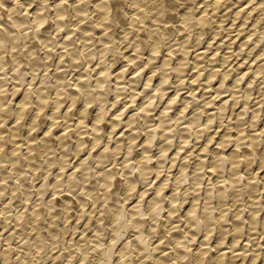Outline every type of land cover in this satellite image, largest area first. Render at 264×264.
<instances>
[{"label":"bare ground","instance_id":"bare-ground-1","mask_svg":"<svg viewBox=\"0 0 264 264\" xmlns=\"http://www.w3.org/2000/svg\"><path fill=\"white\" fill-rule=\"evenodd\" d=\"M19 1L21 0H12V1L6 0V2L5 0H0V60H1L0 65H1V69L4 72V73L1 72L2 74L0 75V173L2 174V179L4 182L7 181V179H9L14 174L18 176V179L16 180H20V182H22V179L25 178L22 175L24 174L26 176L25 170H28L27 167H29L30 170H33L32 171V173L34 172L33 176H36L35 173L38 172L41 173L40 171L42 169L41 168L42 166H40V163L42 160H44V158L39 162L40 156L38 158L36 154L39 155L40 152L38 153L35 152V150H37V146L39 145L38 148L39 147L41 148V153L44 152L45 154L46 166L48 168V170L45 169V171L47 170L48 173H50L52 170L54 171L53 168L56 167L54 163L57 164V167L55 169L58 170V173L56 174V178L53 183L54 189L62 186L64 188V186H66L65 187L66 190L68 192L69 191L72 192L73 189L74 190L76 189V186H80L78 190L79 189L81 190L82 197L83 196L85 197V195L87 199L89 198L88 196H91L90 199L94 197L95 199L94 198L93 199L95 200V203H98L100 201V204H98L100 205V208H97L99 210H96L98 211L97 214H99L98 217H93L94 215L93 213L96 214L95 207L94 209H91V207H89V209H91L90 211L88 210L89 212H86L87 210H85L84 208V210L81 211L80 213L81 214L80 217L78 216V218L83 219L85 213L90 214L89 216H87L84 223L82 224L85 225L84 228L85 230L88 227H91L93 224H95L93 230L91 229L94 233L87 234L89 237H91V239L89 240L90 242H88L91 244H88L87 242L84 244L83 241L89 239L86 238L87 236L86 237L84 236V238H80L78 240L77 243L81 244V245L79 244V249L81 250L80 258L78 257L79 256L78 254H77L78 256L76 255V251L72 249L70 254H67L69 255L68 260L70 264H73V259L75 255L79 258V259L76 258L79 261V264H90L87 262L89 261L87 260L88 259L87 256L89 255V253H92L91 251H93V253L94 252L96 253V258H95L96 263L94 262L95 264H130V263L188 264V261L190 259H188L187 262L186 259L188 258L189 255H192L194 257L195 264H264V248H261V246L264 245V242L261 241L262 238L260 239V237L264 235V173L262 175V171L264 172V42H263L264 38L262 41V37H264V24H260V19L262 21L264 18H260L259 16L258 19L253 21V24L255 25L252 27L251 31L245 34L244 36H239L241 32L244 30V28L247 27V23L250 22L249 19L252 20L251 16L253 15V13H256L253 11H255L257 8L258 10L260 8L264 10V0H247V2H249L250 4L252 3L251 5L246 3L248 6H244V3L242 4L240 3L244 0H238V1L236 0V2L234 0H233L234 2L232 0L231 1L204 0L203 4L204 3L206 4L205 5L201 4L198 7L199 9L198 12L194 11L196 5L194 8L192 7V5L195 2L194 3L192 2L191 3L192 5H190V3L188 5L187 3L190 2L188 0H127V4H131L129 6L130 8L133 9L135 8L134 9L135 11L138 9L140 10V11L138 10V12H132L129 18L124 17L127 11V8L123 6L125 0L124 2H121V0H54L52 3H50L52 4V8L50 7L51 9H49L48 6L47 12L45 11L47 7L46 2L49 3L50 0L49 1L25 0L22 1L24 6L18 5ZM85 1L86 2L88 1V3H84ZM227 1L233 2L234 4L238 2L239 4L232 9V12L234 13V16L236 18L235 20L237 19L239 20L241 16L244 18L242 19V24H241V27L243 29L240 28L239 33H237L236 35H231V37L229 36L230 39L229 38L228 39L230 41L228 42L229 46L227 47L231 49V47L235 44L236 36L241 37L238 45L239 48H237L239 52L236 54L240 56L242 53L244 54L246 50L247 54L245 55V57H243L244 61L239 62L240 66L237 68L238 72H236L233 75V77L230 78V76L233 73V71L231 73L232 68L230 67L231 69L230 68L226 69L224 68V66L232 58L231 56L235 51L233 52L231 50L232 52L229 51L231 52L230 55L228 53V55L223 56L224 64L223 63L221 64L224 65L222 66L224 69L222 70L220 68L221 65H217L220 64L219 62H217L219 56L218 58L215 56L218 53H220V50L218 53L215 52L214 55H210L212 57L208 59L211 61V64L207 65L205 63L207 66L204 65L205 61L203 62V60L200 58H202L203 53L206 54L208 53V51L206 52V50L205 51L202 50L200 53L197 52V55L194 57L195 65L193 67L197 68V71H195L191 75V77L188 79L189 81L186 80L187 75L185 74V72H188L186 71V69L188 68L187 66L189 62L191 63L192 61V60L190 61L189 59V54L191 53L190 51L192 50L189 48V46L191 45V44L189 45V41L191 39L193 32L192 27L194 26L198 27L196 29H198L199 32L196 34L197 37L195 42L196 43L195 45H197L196 48H198V46H201L200 43L202 41V36L206 34V31L209 32V30L206 29V25H208V22H210L211 18L213 19V20L211 19L212 22L214 21V18L217 16V14L215 15L214 12L217 10L219 11V9L221 10L222 4L224 5L223 6L224 8L226 6L224 3ZM93 2L95 4V6L92 5L93 7H95L93 11L97 12V13L95 12V14H97V17L96 19L93 18L94 19L93 21L91 19V22L89 21L87 22V20L88 19L90 20L91 18L90 14H93L92 11L90 12L91 5L89 3H93ZM173 2L187 4V5L183 4L186 6V8L185 9H183L184 7L182 8L184 11L183 13H181L180 16L181 18L179 17L182 22L179 23V25L177 24V27L179 28V31H182L186 28L187 30L189 29V31L188 33H186L187 35L184 36V39L180 43H178L180 45L178 47H176L175 43L170 44V42L172 41L171 36H173L172 28H174L172 26L175 25V24L174 25L171 24H173L172 21L173 22L176 21L173 19V17H175V15L173 16V13H175L174 11L176 9L180 8V7L176 8V6H179V4L174 5L175 3ZM34 3L35 6L33 7L34 10L32 12V16H29L31 14H29L28 16H26V14L24 15L21 14V12L24 9L30 12L32 10V9L30 10V7H32ZM127 4H125V6ZM143 7L144 9H142ZM2 8L5 9V11L7 8V11L9 12L3 19H2L3 13L6 14L7 11L5 12L4 10H2ZM133 9L132 11H134ZM228 11H230V8ZM211 12L213 15L210 14ZM232 12L230 11L229 13ZM224 13L226 15V12ZM69 15H71L72 17L75 16L77 20L75 22L69 23L70 19L67 18V16L69 17ZM148 15L152 16V20L151 19L149 20ZM224 17L225 16L222 15L218 19H215V22H212L213 24L217 23V25H215L216 27L215 36L213 35L214 39L221 32H224L218 30V28H223L224 24L225 26L227 24L225 23V18L228 17L225 18ZM49 19H53L54 22L52 20L53 23L50 26L44 27ZM147 19L151 22L147 21ZM50 23L51 21L49 22V24ZM146 24H149L148 27H146L147 26ZM156 24H159L158 27H156L157 26ZM245 24L246 26H244ZM117 25H121L122 27H124L125 25L131 26L129 27L130 29L129 28L123 29L124 30L123 32L125 33L123 36L121 35L122 37L120 36L123 43L126 42V45L127 43L130 44L129 46L131 47L132 53H129L128 55H127L128 52L125 53L126 50L124 48H128L129 50L130 47L124 45V47L122 46L123 48L122 47L120 48L121 46L120 44L122 42L119 40L121 43L118 41L120 44L119 43L117 44L116 32L115 30L110 29L113 27L115 28V26ZM143 25H146L144 28L147 29L144 30L143 28V30L146 32L142 31L141 29ZM52 27L54 28V31L57 32L55 33L59 38L60 37L62 38V35H64L62 34L63 28L67 29L64 30L66 31L65 40L64 41L62 40L63 41L62 43L60 42L61 44H63V48H65V51L63 52L61 50L62 53L59 55V57H57L59 58L60 61L57 63L58 64L57 66L55 63L56 66L55 72H50L49 70L52 68L50 66L53 64V63L50 64V62H54L55 60L50 61L48 63L49 61L48 58L54 52V51L53 52L50 51V49L54 50L55 47L53 46L56 45L55 44L56 41L54 40L51 34L53 31ZM208 27L209 26H207V28ZM50 28L52 29V31L50 30ZM132 28L135 31L134 32L135 35L133 36L129 35L132 34V32L128 31L131 30ZM30 29L32 31H30ZM175 29L176 28H174V31ZM78 31L80 32L81 34L80 36L83 39V40L81 39L79 40L83 42L82 45H80L79 47L73 48L76 44L75 43L76 37L73 35H75L74 33L75 32L77 33ZM94 31L96 32L98 31V34L101 33L100 34L101 36L99 37L98 35L99 38H95ZM91 32L94 33L93 36ZM210 32H212V30H210ZM258 32L261 33L260 36L261 39L255 40L253 36ZM56 34H54V37ZM242 34H244V32H242ZM70 36L71 39L75 37L73 38V40L75 39L74 42L73 40L70 39ZM80 36L77 38H80ZM257 36H259V34ZM35 37H37L40 40V42L42 41V44H44L45 48L47 49L54 44L52 46L53 48L51 47L50 49H48L47 52L44 50V52H46V57L43 59H48V61L47 62L44 61L46 65L43 66H46V70H49L50 73L48 72L42 76L40 84L38 83L39 85L34 84L36 83L34 81L37 80L36 79L37 74H39L37 70L39 69L40 66L39 65L40 56L37 57L35 54L37 53L38 55L41 54L40 52H37L36 49L37 40L35 41L36 44L33 42ZM21 39L25 41L26 48L28 47L26 49L27 51L25 53L26 55L25 59L23 58V56L21 57V55L23 54L22 52H20L22 53L21 55L18 54L21 46L23 47V44L20 45V42L22 41ZM127 39H129L128 42ZM19 40L21 41L19 42ZM165 40L169 41L170 46L169 48H167L169 52L164 54L165 56L162 60L163 62L160 65H157L156 61H158L157 58L159 57V53L162 51V49L166 47L163 46V43L167 42ZM226 40L221 39L219 41L220 47H218V49H220L221 46H223ZM72 42L74 43V46H71L73 45ZM193 43L194 42H192V44ZM42 44L41 47L43 46ZM215 44L218 43L216 42ZM195 45H194V49H195ZM38 46L40 45L38 44ZM42 49L41 51H43ZM123 50H125L124 51V53L126 54L125 61L127 63L122 65L119 69L115 67L116 69H118V71L114 73L112 68H114V65L118 61V55L122 53L120 51ZM198 50L199 49H197V51ZM5 51L8 53L11 51L12 52L11 56H15V58L14 59L12 58V60L11 58L10 59L7 58L8 56L6 57ZM8 53L7 55H9ZM253 53L255 54L252 56ZM17 54L19 55V57H17ZM65 54L67 55L66 57L67 64H71V66L74 68H78L79 66L82 67V64L79 63V60L81 58H83L85 60V63L88 64L87 65L88 68L83 67L85 68V70L83 71L81 69L83 72L79 73L77 77L75 76L76 78L73 77L74 79L73 82L72 80L68 81L65 78L67 74L64 75L62 73L63 71H65L62 70L65 66L61 69L62 72L60 71V68L63 66L60 64L61 59L64 60L63 58L64 56H66ZM146 54H147V59H142L143 58L142 56L143 55L145 56ZM53 55L51 57H53ZM215 61L217 62V64L215 63ZM131 63L132 64L134 63L133 65L137 66V67L135 66L136 67L135 69H132L130 73H134V74L128 79L129 81H127L131 83L129 84L130 85L129 88L131 87L132 93L129 97L127 95L128 98L126 102L122 103L119 98L121 95L124 96L126 92L124 81L128 71V67L132 68L131 66H129L131 65ZM7 64L13 65L12 68L10 67L13 73L9 75L12 77L10 78L15 82V84H13L14 82L12 83L14 85L12 89L6 87V85L8 84V83L6 84V82L9 81V79L7 78L9 72L6 70ZM23 64L24 66L29 65L30 67L28 68H31L32 72H30L31 75H29L31 76V81L29 82L30 86L29 87L27 86L25 89L22 90L21 88L22 84L24 85V82L26 80H29V79L25 80L24 68L26 69L27 67L26 66L22 67ZM9 65L7 67H9ZM245 65L246 67H243ZM205 66L206 67L209 66L211 68L209 71H207V73L205 72L206 74L204 75L202 71L205 68ZM217 66L220 67L218 68ZM234 68L233 70H236V68L235 69ZM251 68H253V70H250ZM95 69H96V73H95L96 77H93L92 71H94ZM145 70L147 71L144 72ZM249 70L251 72H249ZM51 75L55 79L54 85L52 87L55 90L54 92L55 94H53L55 96H52L51 92L49 91V88L51 89L52 85L50 86L49 84L50 87H48V79L50 78ZM112 75L116 78L114 79L115 80L114 82L111 77ZM140 75L142 77L144 76V78H142ZM248 75L249 77H247ZM92 77L95 80H93ZM172 77H175V79L174 80L172 79L173 81L170 82ZM203 79L205 81V88L216 85L215 87L216 94L214 95V98L212 97L210 98V95L208 98L205 97V102H203V104L200 106L197 105L199 96L195 84L197 82L198 83L203 82ZM259 80L260 82L258 83L257 81ZM111 82L115 84V87L112 85ZM9 83L11 82L9 81ZM226 84H228V86ZM170 85L174 87L175 92L168 95L169 97L163 101L166 94L168 93L167 90L169 88H172ZM187 85H190L191 92L189 94L187 93L186 96H183L179 100L181 94L180 92L184 90V88L186 89ZM112 87L114 88L112 89ZM231 89H233V93L230 95L232 96L230 99L227 96L226 98L223 97L221 98V95H223V93L225 94V92H228ZM8 90H11L10 95L11 97H13L11 98L13 100H16L17 94L20 92V90H22L19 93L20 100L16 102L17 107L15 108V112H13L14 108L12 109V111H10V107L15 106L14 105L15 103H13V101L10 102L13 103V105L12 106L10 105V107H8L9 105L7 99L8 95L6 96V92ZM113 90L116 96L110 102L109 100L110 98L108 96L110 92ZM144 92L145 95L142 97L141 101L138 102L137 101L139 99L138 96L142 95L141 93ZM257 92L259 94L258 96H256ZM254 94H255L254 99L256 100L252 102ZM206 95L207 94H205V96ZM200 97H202V95H200ZM218 97H220L221 99L219 98L220 100L216 103L215 101ZM51 99L52 101L54 100V104H52L50 108L52 111L50 112L48 109V114L45 112V115L49 116V119L51 118L52 122L51 124L49 123L50 126H48L46 128V131H44L43 137H39V134L36 135L35 133H37V130L41 131V129L38 128L39 126H41L40 125L41 123H43L42 125H45L47 123V122L44 123L43 118L45 119L48 118H46L45 115L41 117V114L43 111H45L44 109L50 107V104L52 103ZM157 99L159 101H157ZM119 100L124 105H122V108H116L114 112L111 113L112 111L111 109H113V107L115 108V105L119 103ZM66 101H68V104H66L65 106L64 103ZM78 102L79 105L78 107L76 106L77 108L76 116H78L77 117L78 119L77 122H75V124L77 123L78 126L81 125V127L83 126L82 124L84 125L87 124V126L88 127L90 126V128L86 127L88 129L82 130L80 126H79L80 128L76 126L77 130H69L70 128H68L67 130V127L70 125H68L67 127L65 126V128L62 130L63 133L58 135L56 134L53 136L54 138L56 137L55 139L57 141L55 142V140L52 139V137L50 136V134L52 135L53 128L57 127V126L53 127V124L60 122L59 120L57 121L58 117L64 116L65 119L69 117L71 111L73 110V109L71 110V108L75 107L74 105H76ZM130 102H132V105L133 102L135 103L138 102L136 106L137 108L132 107L131 105L130 106L132 107V109H130L131 108L130 106H129L130 108H128L129 105L128 103ZM156 102L162 103L160 104L161 107L159 108L158 112L156 110L158 107ZM177 102H179L181 105H179V103L177 104ZM214 102L217 104V106L212 108L211 105H213ZM92 103H95V105ZM91 104L93 105V107L91 106ZM176 105L179 106L178 109L175 110V112L171 113L172 109L176 107ZM191 105L192 106L194 105L193 106L194 110L193 111L191 110V115L188 116L187 111L191 107ZM62 107L64 109L63 114L61 113ZM127 108L128 111L130 109V114L128 115V118L125 122L126 126H129L128 129L126 128L127 129L126 131L122 130L121 135L118 133L120 137H118V139L112 146L110 145L111 142L110 141L108 142L107 140L106 146L97 149V147L100 146L99 144L101 142L103 143L102 137L105 133H107L109 138L112 136L113 139V135L118 130H120L119 128L120 125L122 124L124 125V123H122L121 121L123 120V116H125L124 114L125 113L127 114L126 112ZM30 109H31L30 113H27L29 112L28 110ZM200 109L202 110L200 111ZM155 110L157 114L154 115L152 113H155ZM109 113H111L113 116L111 115L112 118L104 123L106 119L108 120V117L110 116L108 115ZM12 115L14 116L12 120L13 125L8 126L9 128L11 127L10 130L11 135L8 133L9 130L6 131L7 134H9L8 136L4 134L5 132L3 131L4 130L3 125L6 124L5 121L8 122L7 121V119L9 120L8 117ZM140 118H142L141 122H140L141 120ZM184 119H186V121ZM138 121L140 122V124ZM136 122L138 123L136 124ZM1 123L2 124L5 123V124L1 126ZM71 125H73V123ZM223 126L224 128L226 126V129L223 130L224 132L221 133L222 135L219 138H216V136H218L219 134L218 133L219 130L223 129ZM74 127H72L71 129H73ZM40 128H43V126ZM103 129L104 131H102ZM21 133H23L22 135L25 136L24 140H27L25 143L26 146L24 145L25 147L23 146V144L21 145V143H19L20 141L22 142L23 140L21 138L22 137ZM5 135L10 137L8 138L9 141H12L14 144L12 147L8 148L7 151H3L4 146H6L7 144L6 141L7 139L5 138L6 137ZM90 135L92 136L91 138H89ZM204 136L205 138L201 140ZM18 137L22 140L17 141ZM192 137H194V139L197 140V143L195 142L194 144L195 146L198 143L201 144L200 142L202 141L201 146L198 148V150H200L201 152L198 154L197 156L198 158L196 160L193 159L194 161H191L190 155H192L193 152L196 153L194 151L195 149L192 150L191 149L192 146L189 147V145H191L192 140H194L192 139ZM216 139H218L217 147L211 148L212 142ZM88 143H89V147H87ZM199 144L197 146H199ZM136 146H140V147L139 150L135 151ZM24 148H26V151H24ZM85 148H87V150ZM94 150H98V151L93 152ZM184 150L190 152L188 155L182 157L181 159ZM83 151H85L84 152L85 154L82 153ZM108 151L112 152L111 158L113 157V153L114 154L116 153L118 156L123 153L122 156L123 159L121 162H119L120 165L118 166L120 169H118L117 167H111L110 164H109L110 167L109 165H107V163L109 161H112L113 159L112 158L110 160L109 156L111 153L109 154ZM53 153L55 155H53ZM71 155H73V157L81 156L79 157L80 160H78L77 162L74 161L75 159L72 160L75 162L73 163L74 164L73 166L70 160L72 159ZM117 158L113 160L117 161ZM9 165L11 166V168H9ZM53 165H55V167H52ZM38 168H41L39 169L40 171H38ZM166 168L170 169V171H168L167 174L163 175L162 173L165 171ZM174 168L175 170L172 173L171 170H173ZM118 174L121 175L122 178L121 177L118 178L117 177ZM38 175L40 178V174H37V176ZM64 175L66 176L63 177ZM93 175L95 177H93ZM92 177L95 178V180H92ZM45 178L49 179L47 178V176H45ZM153 180H157L156 182L157 184L154 191L149 196L148 194L150 193L149 191L150 188H144L140 192L136 191L138 193L136 192H135L136 194L134 193V191L137 189L139 184L145 183L146 186H149V184H151ZM171 180L173 183H171ZM207 180H209L208 183H206ZM23 181L25 182V180ZM41 181L43 180L41 179ZM122 181L124 183L123 185L124 187L122 192L119 193L117 191V193L120 194L119 195L115 193L116 189H118V186L116 185L117 186L116 188L114 187V185L117 184V182L118 183L120 182L119 183L120 185ZM16 182L13 183L12 181L13 184H16L14 185L15 187L13 189L18 190L20 189V183L18 182L17 185ZM26 182L25 183L22 182V183L26 184ZM29 182L27 183L30 184ZM12 183H10V186L13 187V185H11ZM31 183H33V181ZM48 184L49 183L44 181L43 183H40L39 189L37 188L41 196H43L46 193V190L49 187ZM4 186L6 187L7 185L4 184ZM4 186L1 184L0 194H2V191L4 190ZM29 186L26 187L29 188ZM50 186L52 187V185ZM113 187L115 190L113 189ZM167 187L168 188L171 187V188L167 190ZM184 187H186L185 190L183 189ZM112 189L115 192H113ZM5 190H7V188ZM189 190H191L190 193ZM23 191L21 190V192ZM33 191L34 190L29 191V189L26 190L28 194V199L30 198L31 195L34 196ZM50 191H47V193L48 192L50 193ZM58 191L59 190H57L56 192L58 193ZM100 191L102 192L100 193ZM60 192L62 191H59V193ZM63 192L65 191L63 190ZM14 193L13 195L15 196L16 194L18 195V193L16 192ZM30 193L33 194L29 195ZM67 195H71V194L68 193ZM133 195H135L136 199H134L135 200L134 204L131 205L129 202ZM145 195L148 197H146ZM189 195H191L192 197ZM2 196H4V193ZM75 196L77 195L75 194ZM53 197L50 199L49 206L41 203L43 202V199L41 201L42 197L41 198L39 197L40 203L44 205L43 206L44 208H46L47 206L49 212H51L50 210L53 209L56 210L55 212L60 213L58 212V210L61 208L57 209L56 207V205L57 206L60 205H58V203H56L54 200L57 196L55 198ZM61 197L62 196L60 195V198ZM189 197L191 198L190 201H189ZM2 198L5 199V197ZM78 198L79 197L74 199L76 200V203ZM86 198H83L84 200L81 198L83 207L86 206V202H87ZM14 199L16 198L14 197ZM63 199L61 198V200ZM187 199L189 202L185 204ZM65 200H66V210H69V207H71L70 205L75 204L76 206L78 204L74 202L73 204H69L70 202L72 203V198L71 201L70 198L68 199L67 197L65 198ZM90 202L91 204L93 203L91 200ZM36 204H38V201ZM36 204H35V208H36ZM9 205H11V203ZM54 207H56V209ZM36 209L35 210L33 209V211L36 212H33V216H32L33 218L32 217L30 218L34 219V223H35L34 224L32 222L34 225L33 230L34 232H36V234L34 233L33 234L38 235L36 237L35 243L33 241V244L36 246L37 248L36 250L40 252V250H42V247L44 248L46 247L44 246V244L48 246L47 244L48 240L45 243V240L47 238L45 239L43 234L40 233L41 223L36 224V222L38 223L39 220V213L42 212L41 209L38 208L39 210H41L40 212L37 211ZM25 211L26 213H28L27 209ZM72 211H73L72 214L77 213V212L74 213L73 209ZM180 211L181 213L177 214ZM20 212H22V210ZM29 212H31L30 209ZM22 213L21 215L17 216L19 218L18 222L20 223L22 221L20 218H24V216L26 215L24 212L23 213L24 216H22ZM9 215L10 214H8L7 216ZM41 215L42 213L40 214V216ZM51 215L52 217L59 219L58 217L59 214L58 215L56 214L57 216L56 215L54 216V214L52 213ZM67 215L68 214H66V216ZM44 216H46V213ZM162 216H165V219L163 218L161 219ZM45 218H47V216L44 217V219ZM69 218L71 219L72 217ZM9 220L10 219H8L7 222ZM56 220H55L56 223L59 222ZM66 220L63 221L65 222ZM160 220L166 223L165 227L167 228H163V226L162 228L161 226L159 228L158 224ZM39 221H41V219ZM49 221L47 222L49 223ZM18 222L17 224L19 225L20 223ZM41 222H45V221L42 220ZM180 222L182 223L180 224ZM6 223L5 226L8 224ZM22 223L25 224L27 223V221L25 222L23 221ZM43 225L46 226L45 224ZM54 226H52V228ZM69 226L71 227L72 225ZM69 226L68 228H70ZM41 227L43 230L44 229L43 226ZM58 227L57 228L59 229L60 232L61 227L60 226ZM52 228L50 230L55 233L56 230L53 228L55 230L54 231ZM46 229L49 228L46 227ZM70 229L68 231H70ZM7 230L5 229V231ZM130 231H133L131 232L132 234L127 236V234L130 233ZM20 232L21 231L19 230V233ZM67 232L66 234H69V232L68 233ZM84 233L87 232L85 231ZM107 233H109V235ZM167 233H170L171 236L167 237L168 236ZM11 234L14 238L15 235L13 234L15 233H11ZM44 234L46 235L48 233H44ZM55 234L57 235V233ZM258 234L259 236H257ZM24 235L25 234H23V236ZM47 236L48 235H46V237ZM243 237H245L244 239L247 240V242L245 241L246 243L242 244V246L239 247V244ZM9 238H10L9 241H11L12 238L11 237ZM59 240H57V242ZM213 240L215 244H213L212 242ZM19 241H21V239ZM196 241L199 242L198 246L195 248L194 252H190L191 246L195 244ZM26 242L27 241H25V243ZM49 242H52V240L51 241L49 240ZM71 242L74 243L73 238ZM251 242H254L253 245L255 248L254 249L249 248L252 250L250 251L251 255H249L248 247ZM52 243L54 244V242ZM10 244H8L7 248L3 252H0V259H2L3 264H9V257H10L9 255L11 250ZM24 245L25 244L23 243V245L21 246L23 248L25 247L27 248V246H30V245L27 246ZM50 245L51 244H49V246ZM54 246H56V243ZM70 246L73 247L71 243L69 247ZM18 247L20 246H17V248ZM65 247L67 246H64V248ZM69 247L67 249H69ZM211 247L212 248L214 247V249L217 251L213 253L212 256H208ZM20 248L17 250H21ZM168 248H172L173 251L171 250V253H168L167 252ZM48 249H50V247ZM228 249L230 250V252L227 251ZM30 250H32V248ZM30 250L28 249V253L30 252L31 254L32 251ZM43 250L41 251V253L43 252ZM51 252L54 253L56 251L54 252L51 251ZM16 254H18V252ZM46 254L48 253L46 252L45 255ZM27 255H25V258L27 257ZM47 256H49V254ZM58 257L59 256H57V258ZM239 257L241 258L238 259ZM28 258H26L27 260L24 259V261L28 262ZM38 258L40 259V257ZM53 258H56V256L55 257L53 256ZM30 259L33 260V258ZM52 260L54 261L55 259ZM15 261L17 260H14V262ZM192 261L193 260L189 262H191L192 264L194 263ZM33 262L34 261H32V264ZM63 262L61 263L63 264ZM24 263L26 262H22L21 264ZM57 263H60L59 260Z\"/></svg>","mask_w":264,"mask_h":264},{"label":"rangeland","instance_id":"rangeland-1","mask_svg":"<svg viewBox=\"0 0 264 264\" xmlns=\"http://www.w3.org/2000/svg\"><path fill=\"white\" fill-rule=\"evenodd\" d=\"M7 1H9V0H7ZM10 1H12V0H10ZM22 1H25V0H21V1H19V4H18V5L24 6L23 3H22ZM47 1H49V0H47ZM53 1H54V0H50L49 3L46 2V4H47V7H46L47 10L45 9L46 12L48 11V6H49V9L52 8V4H50V3H52ZM188 1H190V2L187 3L188 5H189V3H190V5H192L191 3H192V2H193V3L195 2V3L192 5L193 8H194L195 5H196L195 8H197V9L194 8V11H195V12H198V11H199L198 7H199L201 4H202V5H205V4H206V3L203 4V1H204V0H197V1H196V0H192V1H191V0H188ZM200 1H201L202 3H201ZM229 1H231V0H229ZM229 1H227V2H229ZM232 1H233V0H232ZM234 1L236 2V0H234ZM234 1H233V2H234ZM237 1H238V0H237ZM94 2H95V1H94ZM94 2H93V3H89V4L91 5V6H90V8H91L90 12L92 11L93 14H90V15H91V16H90L91 18H90V20L88 19L87 22H88V21L91 22V19H92V21H93V20L96 19V17H97V14H95L96 11H93V9H95V7L92 6V5L95 6ZM121 2H124V0H121ZM227 2L224 3V4L226 5L224 8H223L224 5L222 4V5H221L222 8L220 7L221 10L219 9V11L217 10V11L214 12V14H215V15L217 14V16H219V17H221L222 15H224L225 17H228V18H225V17H224V18H225V23H227L226 26H225V24H224V26H225L227 29H226L224 26H223V28H224L225 30H224L223 28H218V30H221V31H224V32H221V33H220L215 39H214L213 37L215 36V30H216L215 25H217V23L213 24L212 22H215V19H218L219 17L216 16V17L214 18V21H212V22H211V19H212V18L210 19V22H208V25H206V29L209 30V32H210V30H212V32L209 33V32L206 31V34L203 35L204 37L202 36V41H201V43H200L201 46H198V48H196L197 45H195V44H196V43H195V42H196V37H197L196 34L199 32L198 29H196V28H198V27H197V26H196V27H195V26L192 27V29H193L192 36H191V39H192V40L190 39V41H189V45L191 44V45L189 46V48L192 49V50L190 51L192 54H191V53L189 54V59H190V61H191V60H192V61H191V63L189 62L188 66H187L188 68L186 69V71H188V72H185V74L188 76V77L186 76V78H187L186 80H188V79L191 77V75H192L195 71H197V68H194V67H193V66L195 65V63H194V61H195V60H194V57L197 55V52L200 53L202 50H204V51L206 50V52L208 51V53H206V54H207V55L209 54V55L207 56L205 53H203L202 58H200V59L203 60V62L205 61V62H204V65H206V64H207V65H208V64H211V61H210L209 59H210V57H212V56H210V55H214L215 52L218 53L219 50H220V53H218L217 55H215L217 58H218V56H219V58H218L219 61L217 60V62H219L220 64H217L216 61H215V63H216L217 65H221V67H220V66H217V67H218V68L220 67L222 70H223L224 68L227 69V68H230V67H231V68H232L231 73H232V71H233V73H232V75L230 76V78H232L233 75H234L236 72H238V71H237V68L240 66L239 62L244 61V58H243V57H245V55L247 54V51H246V50H245L244 54L242 53L240 56H239L238 54H236V53L239 52V50L237 49V48H239L238 45H239L240 38H241V37H239V36H244L245 34H247L248 32H250L251 29H252V27L255 25V24H253V21H255L256 19H258L259 16H260V18H264V14H263V13H264V10L261 9V8L258 10V8H257L255 11H253V12H256V13H253V12H252L254 16H253V15L251 16L252 20L249 19L250 22L247 23V27H245L244 30L242 31V32H244V34H242V32H241V34H240L239 36H236L237 39L235 38V40H236V41H235V44H234V45L231 47V49H230L229 47H227V46H229V45H228V42L230 41L229 39H230L231 35H236L237 33H239V32H240V28L243 29V28L241 27V24H242V19H244V18L241 16L242 18L240 17L239 20H238V19L235 20L236 18H235V16H234V13L232 12V9H233L234 7H236V5H239V4H238V2L235 3V4H234L233 2H229V3H227ZM84 3H88V1H87V2L85 1ZM173 3H175L174 5H176V4L178 5V4H179V6H176V8H178V7H180V8H179V9H176V8H175L178 12L174 9V10H175L174 12H175L176 14H178V15H176L175 13H173V16L175 15V17H173V19L176 20V21H175V22L172 21L173 24H171V25H174V24H175L176 26L174 25V26H172V27L176 28L177 30L175 29V31H174V28H172V30H173V31H172V35H173V36H171L172 41L170 42V44H171V43H172V44L175 43L176 47H178V46H180L178 43H180V42L184 39V36H186V35H187L186 33H188V31H189V29L187 30V28L184 29V30H182V31H179V28L177 27V24L179 25V23L182 22V21L180 20V18H181L180 16H181V13H183V11H184L183 9L186 8L185 5H187V4L183 3V4H185V5H183L182 3H178V2H177V3H176V2H173ZM232 3H233L234 5H233ZM240 3H241V4L244 3V6H248L247 4H249V5L252 4V3L250 4L249 2H247V0H244V1L240 2ZM246 3H247V4H246ZM254 3H255V2H254ZM125 4H127V0H125V3L123 4V6H124L125 8H127L126 15H125L124 17H126V18L128 17V18H129V16L132 14V12H138L139 9L135 11V10H134L135 8L133 9V8H130V7H129L131 4H127L126 6H125ZM227 4H228V6H227ZM229 4H230V5H229ZM181 5H182V7H181ZM34 6H35V3L32 5V7H30V10L32 9L30 12H28L26 9H24V10L21 12V14H23V15L26 14V16H28L29 14H31V15H29V16H32V12H33V10H34V8H33ZM50 7H51V8H50ZM92 7H93V8H92ZM183 7H184V8H183ZM182 8H183V9H182ZM229 8H230V11H231L232 13H229V12H230V11H228ZM129 9H130V12H131V13L129 12ZM132 9H133L134 11H132ZM142 9H144V7H143ZM223 9H224V10H223ZM2 10L5 11V9H3V8H2ZM2 10H1V12H2ZM179 10H180V11H179ZM222 10H223V12H222ZM260 10H261V11H260ZM4 11H3V12H4ZM6 11H7V8H6ZM6 11H5V12H6ZM26 11H27V12H26ZM139 11H140V10H139ZM227 11H228V12H227ZM127 12H128V13H127ZM179 12H180V13H179ZM217 12H218V13H217ZM224 12H226V15H227V16L225 15ZM258 12H259V13H258ZM262 12H263V13H262ZM7 13H9V12L7 11L6 14L3 13V17H2V19L7 15ZM96 13H97V12H96ZM124 13H125V11H124ZM129 13H130V14H129ZM223 13H224V14H223ZM210 14L213 15L212 12H211ZM218 14H219V15H218ZM220 14H221V15H220ZM229 14H231V15H229ZM260 14H261V15H260ZM262 14H263V15H262ZM92 15H93L94 17H93ZM120 15H121V14H120ZM122 16H123V15H122ZM122 16H121V17H122ZM148 16H149V20H150V19L152 20V16H151V15H148ZM229 16H230V17H229ZM261 16H263V17H261ZM69 17H70V18H69ZM69 17L67 16V18L71 20V21L69 20V23H70V22H71V23H72V22H75V21L77 20V18H75V16L72 17L71 15H69ZM176 17H177V18H176ZM179 17H180V18H179ZM7 18H8V17H7ZM72 18H73V19H72ZM93 18H94V19H93ZM74 19H75V20H74ZM227 19H229V20H227ZM49 20L51 21L50 24H49V22H50ZM49 20H48V22H47L48 25L46 24L44 27H48V26H50V25L54 22L53 19H49ZM52 20H53V22H52ZM73 20H74V21H73ZM149 20L147 19V21H149ZM212 20H213V19H212ZM227 21H228V22H227ZM149 22H151V21H149ZM149 22H147V23H149ZM170 23H171V22H170ZM170 23H169V24H170ZM210 23H211V24H210ZM260 24H264V19H263L262 21H261V19H260ZM146 25H147V26H146ZM146 25H143V26L141 27L142 31L146 30L147 28H144V27H145V26L148 27L149 24H146ZM156 25H157V26H156ZM156 25H155V26L158 27L159 24H156ZM211 25H212V27H211ZM229 25H230V26H229ZM155 26H154V27H155ZM207 26H209V27L207 28ZM227 26H229V27H227ZM235 26H236V27H235ZM244 26H246V24H245ZM116 27H118V28H116ZM124 27H125V28H124ZM124 27H122L121 25H117V26H115V28H116L117 30H116L114 27H113V28H110L111 30H115V32H116V36H117V40H116V41H117V44H118L120 41L122 42V39L120 38V36H121V35L123 36L124 33H125V32H123V31H124L123 29L129 28V27H131V26H130V25H125ZM213 27H214V29H213ZM52 28H53V27H52ZM138 28H139V27H138ZM143 28H144V30H143ZM65 29H66V28H63L62 34H64V35H62V38L60 37V38H61V39H60V38L57 36V34H56L57 32L54 31V28H53V31H52V29L50 28V30L52 31L51 34H52L54 40L56 41V43H55L56 45H55V46H53L54 44L52 45L53 47H55L54 50H53V49H52V50L50 49L52 46H50V48H48V49H50V51H52V52L54 51L53 53L51 52V53H52L51 56H52L53 54H55V55H53V57L50 56L51 58H50V57L48 58L49 61H48V59H43V58L46 57V52L48 51V49L45 48L44 44H42V41L40 42V40H39L37 37L34 38V41H33V42L35 43V41L37 40V42H36L37 44H36V43H35V44H36L37 46H38V44L40 45V46H38V47L36 46L37 52H40V53L42 54V55H41V54L38 55V53L35 54L37 57L40 56V57H39V58H40V59H39V62L42 63V64L39 63L40 66H39V69L37 70V72H38L39 74H37V78H36L37 80L34 81V82L37 83V84L34 83L35 85H39V84H40L41 79H42V76H43L44 74L48 73L49 70H50V72H55V67L58 65L57 63L60 61L59 58H57V57H59V55L62 53L61 50H62L63 52L65 51V48H63V44H61V43L65 40V38H66V36H65L66 31H64ZM129 29H130V28H129ZM195 29H196V30H195ZM230 29H232V30H230ZM235 29H236V30H235ZM245 29H246V30H245ZM66 30H67V29H66ZM127 30H128V29H127ZM131 30H133V31H131ZM131 30H128V31L132 32V34H129V35H132V36L135 35V33H134L135 31H134V29L132 28ZM135 30H136V27H135ZM213 30H214V31H213ZM30 31H32V30L30 29ZM234 31H236V32H234ZM55 32H56V33H55ZM119 32H120V33H119ZM144 32H146V31H144ZM177 32H178V33H177ZM78 33H79V36H80L81 34H80L79 31H78L77 33L75 32V33H74L75 35L72 34L73 36L76 37V38H75V37H73V38H75V39L77 40V41H76V40L74 39V40H75V43H76L75 46H74V43H73L74 40H73V38L71 39V36H70V39L73 40V42H72L73 45H71V46H74L73 48H75V47H79L80 45H82V42H83V41H81V40H83V39L81 38V36H80V38H77V37H79V36H78ZM91 33H92V32H91ZM91 33H90V34H91ZM94 33L97 34V35H95ZM94 33H92V36H93V34H94V37H95V38H99V37L101 36V35H100L101 33L98 34V31H97V32L94 31ZM193 33H194V34H193ZM233 33H234V34H233ZM54 34H56L55 37H54ZM175 34H176V35H175ZM177 34H178V36H177ZM184 34H185V35H184ZM256 34H257V35L259 34V36H257ZM256 34L253 36V38H255V40H256V39H261V37H260V36H261V33L258 32V33H256ZM66 35H67V34H66ZM98 35H99V37H98ZM194 35H195V36H194ZM206 35H207V36H206ZM208 35H209V36H208ZM213 35H214V36H213ZM225 35H226V36H225ZM63 36H65V37H63ZM118 36H119V37H118ZM122 36H121V37H122ZM224 36H225V37H224ZM229 36H230V37H229ZM255 36L258 37V38H256ZM32 37H33V36H32ZM57 37H58V38H57ZM130 37H131V36H130ZM192 37H193V38H192ZM205 37H206L207 39H206ZM208 37H209L210 39H209ZM259 37H260V38H259ZM30 38H31V37H30ZM63 38H64V39H63ZM119 38H120V39H119ZM177 38H178V39H177ZM211 38H212V39H211ZM228 38H229V39H228ZM238 38H239V39H238ZM263 38H264V37H262V41H263ZM57 39H59V40H57ZM79 39H81V40H79ZM173 39H174V40H173ZM204 39H205V40H204ZM213 39H214V40H213ZM221 39H224V40L227 39V40H226V42L223 44V46H221V48L218 49V47H220V46H219V45H220V44H219V41H220ZM21 40H22V39H21ZM21 40H19V42H20ZM62 40H63V41H62ZM119 40H120V41H119ZM128 40H129V39H127V42H128ZM177 40H178V41H177ZM212 40H213L214 42H213ZM118 41H119V42H118ZM165 41H167V40H165ZM165 41H164V42H165ZM262 41H261V42H262ZM23 42H24V43H23ZM57 42H58V45H57ZM60 42H61V43H60ZM121 42H120V43H121ZM124 42H125V41H124ZM190 42H191V43H190ZM192 42H194V43L192 44ZM203 42H204V44H203ZM205 42H206V43H205ZM216 42H217L218 44H215ZM237 42H238V43H237ZM263 42H264V41H263ZM120 43H119V44H120ZM176 43H177V44H176ZM212 43H213V44H212ZM21 44H23V47H25V48H23V47L21 46V48L19 49L18 54L21 55V54L23 53V54L21 55V57L23 56V58L25 59V58H26L25 53H26V51H27L26 49H27L28 47L26 48V46H25V41H24V40H22V41L20 42V45H21ZM41 44L43 45V46H42L43 49H42V47H41ZM60 44H61V45H60ZM166 44H167V45H166ZM170 44H169V41L163 43V46H164V47L166 46V47H165L164 49H162V51L159 53V57L157 58L158 61H156L157 59L155 60L156 63H157V65H160V64L163 62L162 60H163V58H164V56H165L164 54H166V53L169 52V50H168L167 48H169ZM207 44H208L209 46H208ZM210 44H212L213 46L210 45ZM225 44H226V45H225ZM120 45H121L120 48H121L122 46L124 47V45H126V42H125V43L122 42ZM129 45H130V44L127 43L126 46H129ZM194 45H195V49H194ZM217 45H218V46H217ZM215 46H216V48H215ZM53 47H52V48H53ZM123 47H122V48H123ZM129 47H130V46H129ZM192 47H193V48H192ZM199 47H200V48H199ZM205 47H206V48H205ZM222 47H223V48H222ZM22 48H23V49H22ZM38 48H39V49H38ZM209 48H210V49H209ZM232 48H233V49H232ZM21 49H22V50H21ZM41 49H42L43 51H41ZM124 49H125L126 51H125V50L120 51V52H122V53H120V54L118 55V61H119V63H118V61H117V63L114 65V68H112L114 73H116V72L118 71V69H119L122 65H124L125 63H127V62L125 61V60H126V59H125V58H126V57H125V55H126L125 53L128 52L127 55H128L129 53H132V51H131V47L129 48V50H128V48H124ZM197 49H199V50L197 51ZM20 50H21V51H20ZM38 50H39V51H38ZM44 50H45L46 52H44ZM163 50H164V51H163ZM210 50H211V51H210ZM231 50H232L233 52L235 51L234 53H235L236 55L233 53L232 56H231V57H232L231 59H233V60H231V59L229 58V59H230L229 62H227V64H225V66H224V65H223V64H224V63H223V60H224V59H223V58H224L223 56H224V55H228V53H229V55H230V53L232 52ZM23 51H25V52H23ZM124 51H125V53H124ZM209 51H210V52H209ZM229 51H231V52H229ZM236 51H237V52H236ZM5 52H6V51H5ZM20 52H22V53H20ZM42 52H43V53H42ZM226 52H227V53H226ZM7 53H8V52H6V57L8 56L7 58H9V59L11 58V60H12V58H13V59L15 58V56H11V55H12V52H11V51L8 53L9 55H7ZM58 53H59V54H58ZM224 53H225V54H224ZM18 54H17V57H19ZM44 54H45V55H44ZM121 54H122V55H121ZM254 54H255V53H253L252 56H253ZM24 55H25V56H24ZM35 55H34V56H35ZM56 55H57V56H56ZM65 55H66V54H65ZM41 56H42V57H41ZM55 56H56V57H55ZM119 56H120V57H119ZM123 56H124V57H123ZM192 56H193V57H192ZM66 57H67V55L64 56V58H63L64 60L61 59V63H60V64L63 65V66L60 68V71L62 72V70H65V71L67 70L66 72L63 71L62 73H63L64 75L67 74V75H66L67 77L65 76V78H66L68 81H69V80H72V82H73V81H74L73 77L76 78V77L79 75V73L83 72V71L85 70V68H83V67L88 68V66H87L88 64L85 63V60H84L83 58H81V59L84 60V61L81 60V59L79 60V63L82 64V67L79 66V67H78L79 69H78V68H74V67L71 66V64H67V62H66ZM142 57H143L142 59H147V54H146L145 56L143 55ZM191 57H192V58H191ZM203 57H204V58H203ZM122 58H123L124 60H123ZM174 58H175V57H174ZM208 58H209V59H208ZM41 59H42V60H41ZM50 59H51V60H50ZM57 59H58V60H57ZM119 59H120V60H119ZM206 59H207V61H206ZM54 60H55V61H54ZM56 60H57V61H56ZM208 60H209V61H208ZM41 61H42V62H41ZM44 61H45V62L48 61V63H49L50 61H54V62H50V64L53 63V64L50 66V67H52V68L49 69V70H46V66H43V65H46ZM82 61H83V62H82ZM121 61H122V62H121ZM123 61H124V62H123ZM220 61H221V62H220ZM0 62H1V60H0ZM43 62H44V63H43ZM81 62H82V63H81ZM55 63H56V66H55ZM68 63H69V62H68ZM192 63H194V64H192ZM205 63H206V64H205ZM215 63H214V64H215ZM221 63H223V64H221ZM229 63H230V64H229ZM64 64H65V65H64ZM85 64H86V65H85ZM119 64H120V65H119ZM133 64H134V63H133ZM133 64L131 63V65H129V66H131L132 68H129V67H128V71H127V74H126V77H125V81H124V83H125V87H126V88H125V89H126V92L124 91V92H125L124 96L121 95L120 98H119V99L121 100L122 103H125L126 100H127V98H128V97L131 95V93H132V92H131V91H132L131 87L129 88V86H130L129 84H131V83H130V82H127V81H129L128 79L134 74V73H130V72L132 71V69H135V68L137 67L136 65H133ZM232 64H233V65H232ZM234 64H235V65H234ZM8 65H9V64H7V66H8ZM83 65H84V66H83ZM190 65H191V66H190ZM207 65H206V66H207ZM229 65H231V66H229ZM237 65H238V66H237ZM7 66H6V70L9 72L8 75H7V78L9 79V81H10L11 83H9V81H7L6 84H7V83H8V84L6 85V87L9 88V89H12V88L14 87L13 84H15V82H14V80L11 79L12 77L9 76V75L13 73V71L10 69V67L12 68L13 65L10 64L9 67H7ZM25 66L27 67V68H26L27 70L24 68V71H25V76H24V77H25V80H26V79H29V80H26V81L24 82V85L22 84V86H21L22 90L25 89L27 86L29 87V86H30V85H29V82L31 81V76H29V75H31L30 72H32V69H31V68H28V67H30L29 65H25ZM25 66H24V64H23L22 67H25ZM64 66H65V67H64ZM118 66H119V67H118ZM133 66H134V67H133ZM135 66H136V67H135ZM206 66H205V68H204L203 71H202L204 75H205V74L207 73V71H209L210 68H211V67H209V66H211V65H209L208 67H206ZM222 66H224V68H223ZM228 66H229V67H228ZM234 66H235L236 70H233ZM63 67H64V68H63ZM71 67H72V68H71ZM96 67H97V66H96ZM115 67L118 68V69H116ZM243 67H246V65L243 66ZM62 68H63V69H62ZM70 68H71V69H70ZM190 68H191V69H190ZM231 68H230V69H231ZM235 68H234V69H235ZM29 69H30L31 71H30ZM52 69H53V70H52ZM61 69H62V70H61ZM73 69H74V70H73ZM81 69H82L83 71H82ZM130 69H131V70H130ZM146 69H147V68H146ZM188 69H189V70H188ZM192 69H193V70H192ZM194 69H196V70H194ZM221 69H220V70H221ZM75 70H76V71H75ZM147 70H148V69H147ZM147 70H145L144 72H146ZM171 70H173V69H171ZM205 70H206V71H205ZM250 70H253V68H251ZM250 70H249V72H251ZM4 71H5V69H4ZM28 71H29V72H28ZM39 71H40V72H39ZM74 71H75V72H74ZM79 71H80V72H79ZM94 71H95V72H94ZM94 71H92V74H93V77H96V74H95V73H96V69H95ZM1 72L4 73L3 70L1 69V65H0V75L2 74ZM44 72H45V73H44ZM50 72H49V73H50ZM73 72H74V73H73ZM128 72H129V73H128ZM189 72H190V73H189ZM205 72H206V73H205ZM26 73H27V74H26ZM28 73H29V74H28ZM77 73H78V74H77ZM114 73H113V74H114ZM188 73H189V74H188ZM231 73H230V74H231ZM94 74H95V75H94ZM38 75H39V77H38ZM68 76H69V77H68ZM75 76H76V77H75ZM140 76H141V75H140ZM10 77H11V78H10ZM93 77H92V78H93ZM111 77H112L113 82H114V81H115L114 79H116V78H115L113 75H112ZM141 77H142V76H141ZM247 77H249V75H248ZM52 78H53V77H52V75H51L50 78H49L50 80L48 79V87H50V86L52 85V86H51V89L49 88V91L51 92L52 96H55V95H53V94H55V93H54L55 90L52 88L53 85H54V81H55V79L53 78V79H54V80H53ZM142 78H144V76H143ZM202 78H203V77H202ZM10 79H11V80H10ZM38 79H39V80H38ZM172 79L174 80L175 77H172L171 80H170V82L173 81ZM93 80H95V79L93 78ZM261 80H262V79H261ZM27 81H28V82H27ZM188 81H189V80H188ZM230 81H231V79H230ZM13 82H14V83H13ZM257 82L259 83L260 80L257 81ZM12 83H13V84H12ZM38 83H39V84H38ZM52 83H53V84H52ZM111 83H112V82H111ZM126 83H127V84H126ZM200 83H201V84H200ZM200 83L197 82V83L195 84V85H196L195 87H196V89H197V91H198V96H199V97H198L199 100L197 101V105H200V106H201V105L203 104V102H205V97L208 98L209 95H210V98H211V97L214 98V95L216 94V93H215V87H216V85L205 88V81H204V79H203V82H200ZM27 84H28V85H27ZM49 84H50V86H49ZM170 84H171V83H170ZM199 84H200V85H199ZM215 84H216V83H215ZM35 85H34V86H35ZM112 85L115 87V84H114V83H112ZM126 85H127V86H126ZM226 85L228 86V84H226ZM256 85H257V83H256ZM34 86H33V87H34ZM170 86H171V85H170ZM227 86H225V87H227ZM114 87H112V89H113ZM171 87H172V88H169V89L167 90V92H168V93L166 94L167 97L165 96V98L163 99V101L166 100V99L169 97L168 95H170V94H172V93L175 92L174 87H173V86H171ZM198 87H199V88H198ZM21 88H20V89H21ZM211 88H213V89H211ZM129 89H130V90H129ZM199 89H200V90H199ZM22 90H20V92H21ZM184 90H185V91H184ZM184 90H182V91L180 92L181 94H180L179 100H180L183 96H186L187 93L189 94V93L191 92V90H190V85H187V86H186V89L184 88ZM207 90H208L209 92H208ZM212 90H213V91H212ZM10 91H11V90H8V91L6 92V96L8 95V96H7V99H8V102H9L8 107H10V105L12 106L13 103H15V104H14L15 106L10 107V111H12V109L14 108V109H13V112H15V108L17 107V105H16L17 103H16V102H17L18 100H20V94H19L20 92L17 94V96H16V100H13V99H11V98H13V97H11V95H10L11 92H10ZM206 91H207V92H206ZM210 91H212V92H210ZM50 92H49V93H50ZM112 92H113V93H112ZM129 93H130V94H129ZM204 93L207 94V95L205 96ZM208 93H209V94H208ZM232 93H233V89H231V90L228 91V92H225V94L223 93V95H221V98H222V97H223V98H226V96H227V97L230 99V98L232 97V96H230ZM114 94H115L114 90L110 92V94H109V96H108V97L110 98V99H109L110 102H111V100H113V99L115 98L116 94H115V95H114ZM141 94H142V95H139V96H138L139 99L137 98V99H138V100H137L138 102L141 101L142 97L145 95V92H144V93H141ZM127 95H128V97H127ZM200 95H202V97H200ZM203 95H204V96H203ZM258 95H259V94H258V92H257L256 96H258ZM140 96H141V98H140ZM224 96H225V97H224ZM8 97H9V98H8ZM121 97H123V98H121ZM219 98H220V97H218V98L216 99V101H215L216 103L221 99V98H220V99H219ZM254 98H255V94L253 95V101H252V102H254V100H256V99H254ZM9 99H10V100H9ZM122 99H123V101H122ZM120 100H119V103H120V104H119V103L116 104V105H115V108L113 107V109H111V110H112L111 113H113L114 110H115L116 108H122V105H124V104H122V103L120 102ZM12 101H13V103H10V102H12ZM157 101H159V100L157 99ZM51 102H52V103L50 104V107H49V108H48V107L46 108L47 111H46V109H44L45 111L42 112L41 117H43V115H45V112L48 114V109H49L50 112L52 111L50 108H51L52 104H54V100L52 101V99H51ZM110 102H108V103H110ZM138 102H136V103L133 102V105H132V102L128 103V104H129V105H128V108H130L131 106H132V107H136L137 104H138ZM215 102H214L213 105H211L212 108H214V107L217 106V104H216ZM252 102H251V103H252ZM156 103H157V106H158L156 110H157V112H158L159 108L161 107L160 104H162V103H159V102H156ZM178 103H179V102H177V104H178ZM200 103H201V104H200ZM64 104H65V106H66V104H68V101H66ZM92 104L95 105V103H92ZM92 104H91V106L93 107ZM252 104H253V103H252ZM78 105H79V102H78L76 105H74L75 107L71 108V110L73 109V110H72L73 112L71 111V113H70L71 116L69 115V117H67L66 119L64 118V116H61V113H62V114L64 113V109H63L64 105H63L62 110H61V113H60V116H61V117H58V118H57V121L59 120L60 122H57L58 125H57V123H54V124H53V127H54V126H55V127L57 126L58 128H57V127H56V128H53V130H52V131H53V132H52V135L50 134V136L52 137V139L55 140V142H56L57 140L55 139L56 137L54 138L53 136L56 135V134L58 135V134L63 133L62 130L65 128V126H66V127H67L68 125L71 126V127L68 126V127H67V130H68V128H70L69 130H77V127H78V128L81 127V125H79V126H80V127H79L77 123L75 124V122H77V119H78V118H77L78 116H76V115H77V108H76V106L78 107ZM117 105H119V106H117ZM130 105H131V106H130ZM179 105H181V104L179 103ZM129 106H130V107H129ZM193 106H194V105H193ZM193 106L191 105V107L188 109V111H187V112H188V113H187L188 116L191 115V110H192V111L194 110ZM132 107H131L130 109H132ZM178 107H179V106L176 105V107L173 108L174 110L172 109V112H171V113L175 112V110H177ZM211 107H210V108H211ZM75 108H76V109H75ZM111 108H112V107H111ZM128 108H127V111H126L127 114L125 113V114H124L125 116H123V120H124V121H123V120L121 121L122 123H124V125H123V124H122L123 126L120 125V127H119L120 130H118L114 135L112 134V135H113V139H112V136L109 138V136L107 135V133H105V134L103 135V137H102V138H103V139H102L103 143L101 142L102 144L100 143V144H99L100 146L98 145L99 147H97V149H99V148H101V147H103V146H106V144H107V140H108V142H109V141L111 142L110 145L112 146V145L116 142V140L118 139V137H120V135L122 134V130H123V131H126V130L128 129L129 126H126V124H125V122H126V120H127V118H128V115L130 114V109H129V111H128ZM136 108H137V107H136ZM75 110H76V111H75ZM156 110H155V113H152V114H154V115L157 114ZM201 110H202V109H200V111H201ZM28 111H29V112H27V113H30L31 109L28 110ZM138 112H139V110H138ZM111 113L108 114V115H110V116L108 117V120L106 119V121H104V123L107 122V121H109V119L112 118L113 115H112ZM131 113H132V112H131ZM72 114H73V115H72ZM108 115H107V116H108ZM111 115H112V116H111ZM10 117H11V118H10ZM13 117H14L13 115H12V116H9V117H8L9 120L7 119L8 122L5 121L6 124L3 123V124H5V125H3V124L1 123V126H2V125L4 126V128H3V129H4L3 131L5 132L4 134H6V135H8V136H9V134L11 135V131H10V130H11V127L9 128L8 126L13 125V123H12V122H13V121H12V120H13ZM45 117L48 118V119L43 118V121H44V123H46V122H47V123H46L45 125H42L43 123H41V124H40L41 126L38 127L39 129H41V131H40V130H37V133L34 132L36 135L39 134V137H43V135H44V131H46V128H47L48 126H50V124H51V122H52V119H51V118L49 119V116H46V115H45ZM70 117H71V118H70ZM59 118H60L61 120H60ZM68 118H69V119H68ZM262 118H263V116H262ZM10 119H11V120H10ZM63 119H64V120H63ZM70 119H71V120H70ZM73 119H74V120H73ZM140 119H141V120H140V122H141V121H142V118H140ZM186 119H187V118H186ZM186 119H184V120L186 121ZM68 120H69V121H68ZM136 120H137V119H136ZM9 121H10V122H9ZM72 121H73V122H72ZM138 122H139V121H138ZM138 122H136V124H137ZM140 122H139V124H140ZM11 123H12V124H11ZM49 123H50V124H49ZM72 123H73V125H71ZM7 124H9V125H7ZM55 124H56V125H55ZM6 125H7V128H8V129L6 128ZM82 125H83V126L81 127L82 130H83V129L86 130V129L90 128V126L88 127L87 124H85L86 126H85L84 124H82ZM42 126H43V128H40V127H42ZM74 126H75V127H74ZM76 126H77V127H76ZM174 126H176V125H174ZM44 127H45V128H44ZM72 127H74V128L71 129ZM83 127H84V128H83ZM86 127H88V128H86ZM38 128H36V129H38ZM75 128H76V129H75ZM119 128H118V129H119ZM124 128H125V129H124ZM126 128H127V129H126ZM221 128H222V127H221ZM54 129H55V130H54ZM58 129H59V132H58ZM224 129H226V126H225V128H224V126H223V129H220V130H219V132H218L219 134H218V136H216V138H219V137L222 135L221 133L224 132V131H223ZM8 130H9V131H8ZM56 130H57V131H56ZM233 130H234V129H233ZM6 131H8L9 134H7ZM35 131H36V130H35ZM39 131H40V132H39ZM60 131H61V132H60ZM102 131H104V129H103ZM119 131H120V132H119ZM211 131H212V130H211ZM220 131H221V132H220ZM234 131H235V130H234ZM234 131H232V132H234ZM40 133H41V134H40ZM54 133H55V134H54ZM118 133H119L120 135H119ZM22 134H23V133H21V136H22L21 138H22L23 140L20 139V138L18 137L17 141L22 140V142L20 141L19 143H21V145L23 144V146H24L27 140H24V139H25V138H24L25 136H23ZM87 134H88V133H87ZM87 134H86V135H87ZM117 134H118V135H117ZM6 135H5V136H6ZM75 135H76V134H75ZM8 136L5 137V138L7 139V140H6V141H7V144H6V146H4V150H3V151H7L8 148H10V147H12V146L14 145L12 141H9L8 138H10V137H8ZM91 137H92V136L90 135L89 138H91ZM104 137H105V138H104ZM107 138H108V139H107ZM204 138H205V136H204L201 140H203ZM104 139H106V140H104ZM109 139H110V140H109ZM192 139H194V137H192ZM54 140H52V141H54ZM111 140L114 141V142H112ZM201 140H200V141H201ZM8 141H9V142H8ZM24 141H25V142H24ZM10 142H11V143H10ZM195 142L197 143V140L194 139V140H192L191 145H189V147L192 146L193 148L191 147V149H192V150L195 149L194 151L196 152V153L193 152L194 154L192 153V155H190V157H191V161L196 160V159L198 158V157H197L198 154L201 152L200 150H198V148L201 146L202 141L200 142L201 144L198 143L199 146H197L198 144L195 146V145H194ZM198 142H199V140H198ZM217 142H218V139L214 140V141L212 142V144H211V148H215V147H217ZM122 143H123V142H122ZM9 144H10L11 146H10ZM25 146H26V145H25ZM25 146H24V147H25ZM38 146H39V145H38ZM38 146H37V150H35V152H36V153H38V152L41 153V148H40V147L38 148ZM213 146H214V147H213ZM87 147H89V143L87 144ZM137 147H138V148H137ZM139 147H140V146H136L135 151H136V150H139ZM5 149H6V150H5ZM85 149L87 150V148H85ZM95 149H96V148H95ZM24 151H26V148H24ZM96 151H98V150H94L93 152H96ZM110 151H111V150H110ZM35 152H34V153H35ZM58 152H59V151H58ZM84 152H85V151H83L82 153L85 154ZM189 152H190V151H186V150H184L183 153H182L181 159H182V157H185L186 155H188ZM36 153H35V154H36ZM40 153H39V155H38V154H36V155L38 156V158H39V156H40V158H39V162L44 158V160H42L41 163H40V166H42V167H41L42 169H41V168H38V171H40L39 169H41V171H40L41 173H39V172H38V173H35L36 176H33V175H34V172L32 173L33 170H30L29 167H27L28 170H25V171H26V172H25L26 176L29 175L30 178H31V180L33 181V183H31L32 181L30 180L29 176L26 177V176L23 174L22 176H24L25 178L22 179V182L25 183L26 181H27V182L30 181V182H29L30 184H28L27 182H26L27 185H26V184H23L22 182H20V180H16V179H18V176H16V175L14 174V175L11 176L12 178H11V177H10V178L8 177L9 179H7V181H5V182L7 183V184H6V183L3 181V179H2V174L0 173V174H1V175H0V186H1V184H2L3 186H4V184L8 186V187H7V186H6V187L4 186V190L2 191V194H0V195H1V196H0V198H1V199H0V215H1V216H0V217H1V218H0V221H1V222H0V247H1V248H0V252H3V251L7 248L8 244H10V242H11V244H10L11 250H10V255H9V256H10V257H9V264H11V262H12V264H19V263L21 264L22 262H26L27 264H28V263H29V264H32V261H34L33 264H40V263H41V264H49V263H50V264H56V263L58 262V260H59L60 263H57V264H62L61 262H63V260H64L63 264L66 263V262H68V263H66V264H70V262H69V260H68V259H69V255H67V254H70L71 249H72V250H75V251H76V255L78 254L79 256H78V255H77V256L80 258L81 250L79 249V244H80V243H77L78 240H79L80 238H84V236H85V237L87 236L86 238H89V239H86V240L83 241V242H84V244H85L86 242L88 243V242H90L89 240L91 239V237H89L87 234H92V233H94L92 230H93L95 224H93L91 227H88V228H87L88 231H87V229H86V230L84 229V228H85V225L82 224V223H84V221H85V219L87 218V216H89L90 214H89V213H88V214L85 213L86 215L84 214V216H83L84 218H83V219L78 218V216L80 217V215H81L80 213H81V211L84 210V208H85V210H87L86 212H89L91 209H94V207L96 208L95 211H96V210H99V209H97V208H100V205H98V204H100V201H99L98 203H95V200H94L95 198H94V197H93L94 199H93V198L90 199L91 196H88L89 198L87 199V198H86V195H85V197H84V196L82 197V196H81V195H82L81 190H80V189L78 190V188H79L80 186H76V189H75V190H74V189L72 190V192L74 193V195H73V193H72L71 191L68 192V191L66 190V188H65L66 186H64V188H63V186H62V187H57L58 189L55 188V189H56V190H55L54 187H53V183H54V181H55L56 174L58 173V170L55 169V168L57 167V164L54 163V164L56 165V167H55V165L52 166V167H55V168H53L54 171H53V170H52V171L50 170L51 172L49 171L50 173H48V172H47L48 168H47V166H46V160H45V154H44V152H42L41 154H40ZM108 153H109V154L111 153L110 156H109L110 160H111L112 158H113V159H116L117 156H118L116 153H115V154L113 153V157L111 158V156H112V152H109V151H108ZM83 154H82V155H83ZM184 154H185V155H184ZM41 155H43V156H41ZM53 155H55V154L53 153ZM71 156H72V157H71ZM71 156H70V157H71L72 159H70V157H69V159L71 160V162H72L71 164H72V166H73V165H74L73 163H75L74 161L77 162L78 160H80L79 157H81V156H79V157H76V156L73 157V155H71ZM122 156H123V153L120 154V155L118 156L117 161L112 159V161H109L110 163L108 162L107 165L110 164L111 167H117L118 169H120L118 166L120 165L119 162H121L122 159H123ZM192 156H193V157H192ZM115 157H116V158H115ZM74 159H75V160H74ZM76 159H77V160H76ZM193 159H194V160H193ZM72 160H74V161H72ZM119 160H120V161H119ZM91 162H93V161H91ZM44 163H45V164H44ZM42 164H43L46 168H45ZM71 164H70V166H71ZM110 165H109V167H110ZM114 165H115V166H114ZM116 165H117V166H116ZM9 168H11L10 165H9ZM9 168H8V169H9ZM68 168H70V167H68ZM175 168H176V167H175ZM175 168H174L173 170H171L172 173L174 172ZM45 169H47V170L45 171ZM166 170H167V171H166ZM168 171H170V169L166 168L165 171H164L162 174L165 175V174H167ZM263 173H264V172L262 171V175H263ZM30 174H31V175H30ZM37 174H40V178H39V175L37 176ZM41 174H42V177H41ZM45 174H46V175H45ZM47 174H49V175H47ZM119 174H121V173H119ZM119 174L117 175L118 178L121 177V175H119ZM43 175H44V177H43ZM53 175H54V176H53ZM45 176H47V178H49V179H46ZM65 176H66V175H64L63 177H65ZM33 177H34V178H33ZM50 177H51V178H50ZM63 177H62V179H63ZM93 177H95V176L93 175ZM93 177H92V180H95V178H93ZM22 178H23V177H22ZM26 178H28L29 181H28V179H26ZM121 178H122V177H121ZM41 179H42L43 181H41ZM44 179H45V180H44ZM8 180H9V181H8ZM23 180H25V182H24ZM34 180H35V181H34ZM36 180H37V182H36ZM48 180H49V181H48ZM51 180H52V181H51ZM10 181H11V182H10ZM12 181H13V183H15V182L17 181V182H16L17 185H18V182H19V183H20V189H18V190L13 189V188L15 187L14 185H16V184H13ZM39 181H40V182H39ZM44 181L47 182V183H49V184H48L49 187L47 188L46 193L44 192L45 194L43 193L44 195L42 194L43 196H41L40 193H39V191H38V189H39L40 183H43ZM50 181H51V182H50ZM2 182H3L4 184H3ZM34 182H36V183H34ZM154 182H155V183H154ZM156 182H157V180H153V182H152L151 184H149V186H146L145 183H144V184L141 183V184L138 185V187H137V189L134 191V193H135L136 191L140 192V191L143 190L144 188H150V190H149L150 193H149V194L147 193L148 196H149V195L154 191V189H155V187H156V184H157ZM208 182H209V180L206 181V183H208ZM10 183H12L11 185H13V187L10 186ZM119 183H120V182H119ZM119 183L117 182V184L114 185V187H116V188H117V186H118V189H116V192L114 191V190H115L114 187H113L114 190L112 189V191L115 192L116 194H119L120 192L123 191V187H124L123 185H124V183H123V181H122V183H121L120 185H119ZM171 183H173L172 180H171ZM22 184H23V185H22ZM34 184H35V186H34ZM25 185H26L27 187H28L29 185H30V186H29V188H27ZM32 185H33V187H32ZM50 185H52V187H51ZM64 185H65V184H64ZM116 185H117V186H116ZM170 185H171V184H170ZM170 185H169V186H170ZM21 186H22V187H21ZM153 186H154V187H153ZM30 187H31L32 189H31ZM119 187H121V188H119ZM141 187H142V188H141ZM152 187H153V189H152ZM6 188H7V190H5ZM23 188H24V189H23ZM25 188H26V189H25ZM37 188H38V189H37ZM51 188H52V190H51ZM59 188H60V189H59ZM169 188H171V187H169ZM169 188L167 187V190H168ZM12 189H13V190H12ZM27 189H29V191H30V190H31V191L34 190V191H33L34 194H33V193H30V194H29V195L33 194L34 196L31 195L32 197L30 196L29 199H28V194H27V192H26ZM36 189H37V190H36ZM48 189H49V190H48ZM53 189H54V190H53ZM183 189L185 190L186 187H184ZM9 190H10L11 192H10ZM14 190H15V191H14ZM21 190H22V191L24 190L25 192H24V191L21 192ZM50 190H51V191H50ZM57 190L62 191V192H60V193H59V191H58V193L62 196V197H61L62 199H63L68 193L71 194V195H67V196H66L68 199L70 198V201H71V198H72V203L70 202L69 204H73V202L76 203V200H74V199H76L77 197H79L78 200H77V203H78V204L76 203V204H77L76 206H75V204L70 205L72 208L69 207V210H66V200H65L66 197H65L63 200H61L60 195L56 192ZM63 190H64L65 192H63ZM76 190H77V191H76ZM120 190H121V191H120ZM17 191H18V192H17ZM47 191H50V193H49V192L47 193ZM66 191H67V192H66ZM74 191H75V192H74ZM79 191L81 192V194H80ZM117 191H118L119 193H117ZM190 191H191V190H189V193H190ZM14 192L18 193V195L16 194V196H19V197H16L15 195H13ZM53 192L55 193V195H54ZM70 192H71V193H70ZM101 192H102V191H100V193H101ZM138 192H136V193H138ZM3 193H4V196H2ZM6 193H7V194H6ZM37 193H38V194H37ZM100 193H99V194H100ZM136 193H135V194H136ZM189 193H188V194H189ZM14 194H15V193H14ZM46 194H47V195H46ZM56 194H58V195H56ZM75 194H76L77 196H75ZM78 194H79V195H78ZM147 194H146V195H147ZM8 195H9V196H8ZM11 195H13V196H11ZM45 195H46V196H45ZM50 195H51V196H50ZM119 195H120V194H119ZM119 195H118V196H119ZM146 195H145V196H146ZM44 196H45V197H44ZM47 196H48V197H47ZM53 196H55V197L57 196V197H59V198L56 197V198H57V200H56V198L53 197ZM69 196H71V197H69ZM73 196H74L75 198H74ZM80 196H81V197H80ZM148 196H146V197H148ZM189 196H191V195H189ZM2 197H5V199H3ZM14 197H15L16 199H14ZM39 197H40V198L42 197V198H41V201H42V199H43V197H44L45 200L43 199V202H41V203H43V204H45V205H47V206H49L50 199H51L52 197L55 198V199H54L55 202L58 203V205L61 206V207H60V206H57V205H56L57 209L61 208L62 210H61V209L58 210V212H60V213L55 212L56 210H53V209L50 210L51 212H49V209L47 208V206H46V208H44V207H43L44 205H42V204L40 203V198H39ZM133 197H134V198H133ZM191 197H192V196H191ZM6 198H7V199H6ZM10 198H11V199H10ZM31 198H32V199H31ZM81 198H82V199H83V198H86V199H87V200L85 199V200L87 201L85 207H83V204H82V201H81L82 199H81ZM13 199H14V200H13ZM38 199H39V200H38ZM59 199H60V200H59ZM134 199H136L135 195H133V196L131 197V200H130V202H129L131 205L134 204V202H135ZM190 199H191V198L189 197V201H190ZM10 200H11V201H10ZM20 200H21V201H20ZM47 200H48V201H47ZM83 200H84V199H83ZM90 200L93 202L92 204H91ZM22 201H23V202H26V203H23ZM37 201H38V204H39V205L36 204ZM45 201H46V202H45ZM88 201H89L90 203H89ZM189 201H188V199H187V201H186L185 204H187ZM19 202H20V203H19ZM32 202H33V203H32ZM80 202H81V203H80ZM10 203H11V205H9ZM12 203H13V204H12ZM21 203H22V204H21ZM46 203H47V204H46ZM61 203H62V204H61ZM88 203H89L91 206H90ZM35 204H36V208H37V209L35 208ZM87 204H88V206H87ZM96 204H97V205H96ZM12 205H13V206H12ZM17 205H19V206H21V207H19V206H17ZM40 205H41V208H40ZM80 205H81V206H80ZM92 205H93V206H92ZM8 206H9V207H8ZM27 206H28V207H27ZM37 206H38V207H37ZM73 206H74V208H73ZM56 207H54V208L56 209ZM79 207H80V208H79ZM89 207H91V209H89ZM8 208H9V209H8ZM17 208H18V209H17ZM38 208L41 209L42 212H40L41 210H39ZM43 208H44L45 210H44ZM63 208H64L65 210H64ZM81 208H83V209H81ZM7 209H8V211H7ZM26 209H27V212H28V213H26V211H25ZM29 209H30L31 212H29ZM33 209H34V210L36 209L37 211L40 212V213H39V220L41 219V221H42V220L45 221V222H41V221L38 220V223L36 222V224L41 223V224H40V228H41V229H40V231H41L40 233L43 234V236L45 237V239L47 238V239L45 240V243H46V241L48 240V241H47L48 246H47L46 244H44V246H46V247H45V248L42 247V250H43V249H46V248H47V249H46V250H43L42 253H41L42 250H40V252H38V251L36 250V249H37L36 246L33 244V241H34V243H35L36 237L38 236V235H34V234H36V232H34V230H33V227H34V225H33V223H34V219H32V218H33L32 216H33V212H36V211H33ZM72 209L74 210V213H76V212H77V213H76V214H72V213H73ZM9 210H10V211H9ZM11 210H12V211H11ZM21 210H22L23 213L25 212V214H26L27 216H26V215L24 216V214H23L22 212H20ZM46 210H47L48 212H47ZM70 210H71V212H70ZM75 210H76V211H75ZM77 210H78V211H77ZM88 210H89V211H88ZM45 211H46V212H45ZM68 211H69V212H68ZM95 211H94V212H95ZM16 212H17V213H16ZM64 212H65V213H64ZM67 212H68V213H67ZM21 213H22V216H24V218H20V219L22 220V221L19 220V221H21V223H20V222H18V219H19V218H18L17 216L21 215ZM41 213H42V215L40 216ZM45 213H46L47 218L44 219V217H46V216H44ZM52 213L54 214V216H55L56 214H57V215L59 214V215H61V216L58 215L59 219H57V218L52 217V215H51ZM97 213H98V211H96V214L93 213V214L95 215V216L93 215V217H98L99 214H97ZM179 213H181V211L178 212L177 214H179ZM8 214H10V215L7 216ZM12 214H13V215H12ZM28 214H29V215H28ZM63 214H64V215H63ZM66 214H68V215L70 214V215H69V216H68V215L66 216ZM48 215H49L50 217H52V218H50ZM57 215H56V216H57ZM2 216H3V217H2ZM64 216H65V217H64ZM73 216H74V217H73ZM85 216H86V217H85ZM6 217H7V218H6ZM12 217H13V218H12ZM25 217H26V219H25ZM30 217H32V218H30ZM48 217H49V218H48ZM63 217H64V218H63ZM69 217H72V218L70 219ZM2 218H3V219H2ZM27 218H28V219H27ZM61 218H62L63 220H66V219H67L68 221L66 220V221L64 222ZM68 218L70 219V221H69ZM162 218L165 219V216H162L161 219H162ZM6 219H7V220L10 219V220L7 222ZM30 219H32L33 221L30 220ZM54 219H55V220L57 219L56 221H59V222L56 223ZM60 219H61V220H60ZM76 219H77V220H76ZM79 219H80V220H79ZM49 220H50V221H49ZM71 220H72V221H71ZM105 220H106V219H105ZM23 221H24V222L27 221V223L24 224V223H22ZM28 221H29V222H28ZM47 221H49V223H48ZM51 221H54V222H55L56 224H58V225H56L54 222H51ZM60 221H61V222H60ZM62 221H63L64 223H63ZM74 221H75V223H74ZM76 221H77V222H76ZM80 221H81V222H80ZM106 221H107V220H106ZM6 222H7L8 224H7ZM17 222L20 223V224L18 225ZM32 222H33V223H32ZM68 222H70V223H68ZM78 222H80V223H78ZM160 222H161V223H160ZM160 222H159V224H158V225H159V228H160V226H161V228H162V226H163V228H167V227H165V226H166V223L162 222L161 220H160ZM5 223L8 225V227H7V225L5 226ZM73 223H74V226H73ZM181 223H182V222H180V224H181ZM29 224H32V225H29ZM34 224H35V223H34ZM43 224H45L46 226H44ZM52 224H53V225H52ZM62 224H63V225H62ZM64 224H65V225H64ZM66 224H67V226H66ZM161 224H164V225H161ZM9 225H10V226H9ZM20 225H21V226H20ZM26 225H27V226H26ZM47 225H48V226H47ZM54 225H55V226H54ZM69 225H72V226L70 227ZM78 225H79V226H78ZM22 226H25V227H22ZM41 226H43V228H44L43 230H42V227H41ZM52 226H54L53 228H54L56 231L52 228ZM58 226H60V227L63 228L64 230L60 228V232H59V229H58L59 227H58ZM63 226H64V227H63ZM68 226H69L71 229L68 228ZM17 227H18L19 229H18ZM46 227H48L49 229H46ZM57 227H58V228H57ZM73 227H74V228H73ZM77 227H78V228H77ZM8 228H9V229H8ZM21 228H22V229H21ZM26 228H27L28 230H27ZM51 228L55 231V233H57V235L59 234V235H61V236H59V235L57 236L54 232H52V231L50 230ZM56 228L58 229V232H59V233L57 232V229H56ZM5 229H6V230L8 229V230L5 231ZM16 229H17V230H16ZM29 229H30V230H29ZM31 229H32V230H31ZM69 229H70V231H68ZM78 229H79V230H78ZM83 229H84V230H83ZM91 229H92V230H91ZM14 230H15V232H14ZM19 230L21 231L20 233H19ZM44 230H45V231H44ZM62 230H63V231H62ZM89 230H90V231H89ZM165 230H166V229H165ZM17 231H18V232H17ZM27 231H28V232H27ZM29 231H31V232H29ZM43 231H44V233H48V234H46V235H48L47 237H46V235L43 233ZM50 231H51V233H50ZM64 231H65V232H64ZM67 231L69 232V234H66ZM85 231H86L87 233H84ZM23 232H25V233H23ZM62 232H63V233H62ZM68 232H67V233H68ZM77 232H78V233H77ZM88 232H89V233H88ZM131 232H133V231H130V233H128L127 236L130 235V234H132ZM2 233H3V234H2ZM11 233H15V234H13V235H15L14 238H13V236H12ZM21 233H22V235H21ZM33 233H34V234H33ZM60 233H61V234H60ZM10 234H11V235H10ZM18 234H20V235H18ZM23 234H25V235L23 236ZM32 234H33V235H32ZM63 234H64V235H63ZM107 234L109 235V233H107ZM167 234H168L167 237H170L171 234H172V232H171V234H170V233H167ZM9 235H10V236H9ZM29 235H30V236H29ZM31 235H32V236H31ZM51 235H52V236H51ZM53 235H54V238H55L56 242H55V240H54V238H53ZM55 235H56V237H57L58 239L55 237ZM65 235H66V236H65ZM90 236H91V235H90ZM257 236H259V234H258ZM7 237H8V239H7ZM9 237L12 238L11 241H9V240H10ZM23 237H24V238H23ZM62 237H63V238H62ZM106 237H107V236H106ZM2 238H3V239H2ZM25 238H26V239H25ZM31 238H32V239H31ZM72 238H73L74 243L71 242ZM244 238H245V237L242 238V240H241V242H240V244H239V247L242 246V244H245V243L247 242V240H245ZM261 238L263 239V238H264V235L261 236L260 239H261ZM20 239H21V241H19ZM24 239H25V240H24ZM59 239H60L61 241H60ZM65 239H66V240H65ZM165 239H166V238H165ZM165 239H164V241H165ZM167 239H168V238H167ZM262 239H261V241L264 242V239H263V240H262ZM12 240H13V241H12ZM28 240H29V241H28ZM49 240H50V241L52 240V242H54V244H53L52 242H49ZM53 240H54V241H53ZM57 240L60 241V242L58 241L59 244H58ZM7 241H8L9 243H8ZM25 241H27V242L25 243ZM66 241H67V242H66ZM69 241H70V242H69ZM75 241H76V242H75ZM166 241H167V240H166ZM245 241H246V242H245ZM4 242H5L6 244H5ZM29 242H30V243H29ZM61 242H62V244H61ZM212 242H213V244H215V243H214V240H213ZM242 242H244V243H242ZM23 243L25 244L24 246L30 245L31 248H32V250H30V249H31L30 246H27V248H26V247L23 248V247L21 246V245H23ZM31 243H32V244H31ZM55 243H56V246H54ZM65 243H66L67 245H66ZM70 243H71L72 246H73V247L70 246L71 248L69 247ZM81 243H82V242H81ZM196 243H197V245H196ZM198 243H199V242L196 241L195 244H193V245L191 246V249H193V250L190 249V252H194V251H195V248L198 246ZM253 243H254V242H251V243L249 244L248 249H249V248H251V249H254V248H255L254 245H253ZM16 244H17V246H20V247H22L23 249L20 248V247L17 248ZM49 244H51V245L49 246ZM52 244H53V245H52ZM73 244L75 245V247H74ZM82 244H83V243H82ZM88 244H91V243H88ZM33 245H34V246H33ZM80 245H81V244H80ZM119 245H120V244H119ZM119 245H118V246H119ZM4 246H5V247H4ZM57 246H59V247H57ZM60 246H61V247H60ZM64 246H67V247L64 248ZM250 246H251V247H250ZM2 247H3V248H2ZM28 247H29V248H28ZM49 247H50V249H48ZM68 247H69V249H67ZM192 247H193V248H192ZM258 247H259V246H258ZM14 248H16V249H14ZM19 248H20L21 250H17V249H19ZM56 248H57V249H56ZM60 248H61V249H60ZM73 248H75V249H73ZM261 248H264V245L261 246ZM28 249H29L30 251L34 252V253L31 252V254H32L33 256L30 254V252L28 253ZM251 249H249V251H248L249 255H251V252H250V251H252ZM22 250H23V251H22ZM49 250H50V251H49ZM58 250H61V251H58ZM66 250H67V251H66ZM171 250H172V248H168V249H167V252H168V253H171ZM14 251H15L16 253L18 252V254H19V253H20V254L18 255V254H16ZM20 251H21V252H20ZM26 251H27V252H26ZM51 251H53V252L56 251V252L52 253ZM65 251H66V252H65ZM172 251H173V250H172ZM216 251H217V250H215L214 247H213V248L211 247V250H210L211 255H210V252H209V253H208V256H212L213 253H215ZM227 251L230 252L229 249H228ZM239 251H240V249H239ZM12 252H13L14 254H13ZM23 252H24V253H23ZM36 252H37V253H36ZM46 252L49 254V256H47L48 254L45 255ZM62 252H63V253H62ZM68 252H69V253H68ZM91 252H92V253H89V255L87 256V258H88L87 260H89V261H87V262L90 263V264H93L94 262L96 263V259H95V258H96V253H95V252L93 253V251H91ZM22 253H23V254H22ZM25 253H26V254H25ZM57 253H58V254H57ZM11 254H12V256H11ZM15 254H16V255H15ZM27 254H28V255H27ZM35 254H36V255H35ZM38 254H39V255H38ZM40 254H42V255H40ZM55 254H56V255H55ZM60 254H61V255H60ZM64 254H65V255H64ZM92 254H93V255H92ZM25 255H27L26 258H28V256H29V258H28V262H27V261H24V259L27 260V259L25 258ZM37 255H38V256H37ZM51 255H52V257H51ZM63 255H64L65 257H64ZM76 255H75V257H74L75 260L73 259V264H75V262H76V264H79V261L76 259V258H78ZM14 256H15V257H14ZM34 256H35V257H34ZM44 256H45V258H44ZM53 256H54V257L56 256V258H57V256H59V257L61 256V257H60V258L58 257V258L56 259V258H53ZM190 256H192V255H189V256H188V258L186 259V262L188 261V259H190L189 261L193 260L192 262L195 261V260H194V257H193V256L190 257ZM16 257L20 260V262H19V260H18ZM21 257H24V258H21ZM38 257H40V259H39ZM42 257H43V259H42ZM48 257H49V258H48ZM62 257H63V258H62ZM89 257H90L91 259H90ZM11 258H13L14 260H17L18 263H17V261L14 262V260L11 259ZM30 258H33V260H31ZM35 258H36V259H35ZM50 258L55 259V260H54L55 263H54V261H53L52 259H50ZM66 258H67V259H66ZM79 258H78V259H79ZM240 258H241V257H239L238 259H240ZM10 259H11V260H10ZM21 259H22V261H21ZM12 260H13V261H12ZM35 260H37V261H35ZM38 260H39V261H38ZM65 260H66V262H65ZM90 260H91V262H90ZM10 261H11V262H10ZM41 261H42V262H41ZM56 261H57V262H56ZM74 261H75V262H74ZM77 261H78V263H77ZM92 261H93V262H92ZM189 261H188V264H191V262H189ZM176 262H177V261H176ZM26 263H24V264H26ZM71 263H72V262H71ZM95 263H94V264H95ZM0 264H3L2 259H0ZM130 264H134V263H130ZM192 264H195V262L192 263Z\"/></svg>","mask_w":264,"mask_h":264},{"label":"snow or ice","instance_id":"snow-or-ice-1","mask_svg":"<svg viewBox=\"0 0 264 264\" xmlns=\"http://www.w3.org/2000/svg\"><path fill=\"white\" fill-rule=\"evenodd\" d=\"M5 2H6V0H5Z\"/></svg>","mask_w":264,"mask_h":264}]
</instances>
